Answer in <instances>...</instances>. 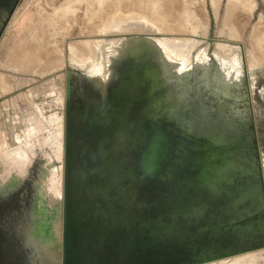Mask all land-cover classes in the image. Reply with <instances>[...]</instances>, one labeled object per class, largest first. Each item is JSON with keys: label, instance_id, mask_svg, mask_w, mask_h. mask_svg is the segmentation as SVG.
<instances>
[{"label": "water", "instance_id": "water-1", "mask_svg": "<svg viewBox=\"0 0 264 264\" xmlns=\"http://www.w3.org/2000/svg\"><path fill=\"white\" fill-rule=\"evenodd\" d=\"M9 1L0 3L5 7ZM129 47L128 55H135L117 64L121 76L116 83L102 89L85 73L77 75L73 109L69 77L76 73L64 69L62 190L56 205L60 233L50 250L52 258L39 247L42 238L35 236L36 247L29 250L28 263L199 264L264 246V216L260 228H241L252 221L254 200L245 198L234 206L231 198L244 189L245 172L229 177L219 167L238 143L225 142L201 125L192 128L186 117L181 122L159 117L156 93L164 92L162 104L157 101L164 106L167 92L173 89L164 88L163 83L177 78L179 68L169 74L163 69L170 64L158 68L160 55L151 42ZM202 66L194 68L198 74L212 73ZM187 69L178 78L191 75V67ZM235 78L227 80L228 88L244 84L242 77ZM77 107L78 111H72ZM167 108L173 114L172 104ZM258 184L264 214L259 176ZM12 186L3 184L0 194ZM235 208L242 213L236 214Z\"/></svg>", "mask_w": 264, "mask_h": 264}, {"label": "rangeland", "instance_id": "rangeland-1", "mask_svg": "<svg viewBox=\"0 0 264 264\" xmlns=\"http://www.w3.org/2000/svg\"><path fill=\"white\" fill-rule=\"evenodd\" d=\"M54 1L11 0L6 3L4 11L0 13V190L6 181L7 184L11 185L18 182L16 189H22L20 194L25 193L28 195L29 211L32 223L34 222L33 225L29 224V229L26 232L31 236L33 235L32 237H41L44 246L50 240H55L54 243H56L60 233V231H57L56 235L47 236L45 241L43 232L40 229L43 225H53L54 228L57 225L59 228L60 223L56 213L58 212L56 205L57 202L59 204L61 199L60 185H62L63 104L66 74L64 69L76 73V77L72 74L69 77V96L71 97L75 93L74 81L77 75L83 72L87 75L86 77L90 76L86 68L79 66L73 60L68 51V42L75 43L83 39H96L102 44L103 52L108 53L109 41L118 40L131 34H145L153 38L161 40L168 38L173 43L176 42L175 50L177 51L175 52H184L182 55L184 57H176L173 50V61L175 59H179V61L186 60L185 63L191 67L197 62L205 63L210 66L211 75L223 67L238 71L244 84L238 86L237 89L243 92V99L248 104L252 116L250 117L253 124L252 130L257 133V139L261 145V154H264V117H262L264 116V0H234V8L228 11L226 9L228 0H215L216 3L213 0H177V4L195 12V16L190 20L195 25L193 31L186 29V32L177 30L173 33L146 32L144 30L148 29L145 24L140 27L133 26L136 22H139L138 24L141 22L146 23L143 18H130L128 19L129 22L123 23L121 20L116 19V27L117 25H132L133 27H123L122 29L115 27L113 31L111 29L99 35L87 36L91 38L78 36V30L76 29L75 32L71 31L65 37L67 38L65 44L62 34L58 33L56 36V49L53 50L50 47L51 53L49 52V54L40 53L39 57L35 58H29V54L21 55V52L12 54L13 48H17L18 45L22 44L21 37L29 39L28 34L36 33L38 35V31L35 28L33 29L34 26L37 25L41 30L46 25V30L48 24L55 20L56 16L63 14L60 11L57 13L58 15H51L53 14L51 12L55 11L52 6L65 4V2L75 6L65 11L66 14L71 11L68 15L71 17L69 25L74 28L83 17L79 14L83 12L88 1L92 2L91 0H57L54 3ZM97 2L93 0L90 7L91 9L97 8L98 11L101 10L102 12L106 5ZM96 5L98 6L96 7ZM134 5L132 3L131 13L139 15V8L138 10L135 8L137 10L135 11ZM72 8L77 11L72 13ZM39 23H41V27ZM229 23H232V26ZM72 27L68 29L71 30ZM233 27L237 29L238 35L236 36L230 35ZM178 28L180 29V27ZM189 29L192 28L189 27ZM22 42V48L31 45L29 41ZM7 51L9 53L6 54ZM166 52L169 53L167 50ZM168 53L167 55L171 56V53ZM53 58H58V60L50 63ZM92 59V55H87V62H91ZM215 64H221V66L212 68L211 66ZM172 69L173 67H171ZM180 69L182 70V68ZM221 72L220 76H223V69ZM180 73L182 74V72ZM81 81L83 82V80ZM230 81H233V79ZM227 87L228 85L225 86V91H227ZM208 92L212 94V91L209 90ZM240 92L236 96L237 103H232L230 110L234 111L236 109L243 116H246L244 107H240L239 104L242 98ZM228 97L232 101L233 95ZM235 119H237L236 122L242 124V131L243 128L248 129V117ZM247 138L243 131L241 141H238V148ZM240 150L238 149L241 156L237 164L246 173L250 170L243 166V152ZM256 167L260 173V167L258 165ZM58 181L59 183H57ZM53 182L58 186L54 194L50 192V185ZM24 185L26 187L30 185L31 189H25ZM256 185L258 183L249 184V187H244L242 191L234 192L231 198L245 194L247 190L255 188ZM56 193H59V196ZM32 196L35 197L34 201L31 200ZM32 204L34 206H31ZM250 211L253 210L250 209ZM253 221L257 222L256 219ZM32 243H34L32 246L36 245L35 240ZM45 253L49 258L54 256L53 252H49V249H46ZM206 264H264V246Z\"/></svg>", "mask_w": 264, "mask_h": 264}, {"label": "bare ground", "instance_id": "bare-ground-1", "mask_svg": "<svg viewBox=\"0 0 264 264\" xmlns=\"http://www.w3.org/2000/svg\"><path fill=\"white\" fill-rule=\"evenodd\" d=\"M91 1L93 2V0ZM94 1L104 3L106 7L103 9L102 12L101 10L98 11L97 8L91 9L90 4L92 2L88 1L87 6L83 5L85 6L83 12L82 13L80 12L81 14H79V16L83 15V17H81V20L78 19L80 21L74 28L69 25L71 21L70 20L71 17H69L68 15L71 11L68 14H66L67 12L65 13V11H68V9L70 10L71 7H75V6H72V4L69 5V2H65V4L64 3L60 4L61 2L60 3L57 2L61 6L57 4H56L57 6H52L55 11L50 10V11H54V12H51L53 13L51 15H54V14L56 15L60 11H62L63 14H59V16H56V19L51 21V23L48 24L46 30H45L46 25L43 22L42 23L43 25H45V28L43 29L42 27L43 29V30L41 29L42 31L37 25L34 26L33 29L35 28L38 31L37 32L38 35L36 33H34L36 35L28 34V37L30 40L26 39L25 37L20 38V41L22 44H23L22 41L24 42L29 41L31 45L27 48H22L21 47L22 44L18 45L17 48H13V51H11V53L15 54V53L21 52V55L29 54V58L39 57L40 53L49 54L51 49L53 50L56 49L55 48V46L57 45L56 36L58 33L62 34V37L64 39V44H65L67 40V38L65 37L68 36V34L71 31L75 32L76 29L78 30V34H79L78 36H86V37L99 35L111 29L113 31L115 30V27L117 24L116 19L121 20V22L123 23V22H129L128 19L130 18H133V19L136 17L143 18L145 19L144 21H146V23L141 22L142 24L141 23L138 24L139 22H136L135 24H133V26L140 27V26H143V24H145V26L148 29V30H144L146 32L158 31L160 33L161 32L163 33L172 32L173 33L174 31H177V30L180 32H183V31L186 32L187 30L193 31V29L195 28V25L192 22H190L193 16H195V12L191 11V9H188L187 7H184V6L182 7L179 4H177V0H94ZM233 2L234 0L227 1V4H226L227 11L234 8L235 5L233 4ZM121 3L123 4L121 5ZM132 3L136 5V6L135 5L133 6L134 10L135 8L138 10L139 8L138 10V12L140 13L139 15H135L131 13ZM214 3H216V1ZM77 6L79 7V4ZM97 6L98 5H96V7ZM72 9H73L72 13H75V11H77L75 10V8H72ZM3 10H4L3 3H0V13H2ZM75 18L77 19V17ZM168 18L171 20H169ZM73 21H74V18H73ZM227 22H228V16H227ZM39 24L41 27V23ZM127 24H132V23H127ZM229 25L232 26V23H229ZM130 26L131 28L133 27L132 25H123V26L117 25L116 28L122 29L123 27L128 28ZM152 26H153V29H152ZM69 27H72V29L71 30L68 29ZM178 27H180V29ZM189 27H191L192 29H189ZM236 30L237 29L233 27V30L230 35L232 36L238 35ZM87 38H91V37H87ZM139 41H148V42L153 43L157 47L158 55H160L158 56L159 58H157V61H156V63H158V68L160 67L159 64H162L164 66H165L164 63L171 65L169 66V68L164 67L163 69L164 72L168 74L172 73V70H171L172 62L174 63L173 69L179 68L178 77H179V74H181L180 72L183 73V71L188 70L187 69L188 65L185 63L186 60L179 61V59L177 60L175 59V61H173V50L174 52L177 51L175 50L177 43L176 42L173 43V41H171L168 38H164L161 40V39L153 38V37H147V38H137L136 37V38H130V39H127L126 37H121L118 40L109 41L108 53L103 52L102 44L96 39H85V40L83 39L78 42L74 41L75 43L68 42L67 46H68V51L70 52L73 60H75L79 64V66L84 67L89 71L90 76L88 77V79L90 78L94 80V82L97 83V84L93 83L94 86L95 87L101 86L102 89H104L110 82L116 83L118 78H120L121 76L120 72L116 70V66L119 67V65L117 64L120 61L129 62L130 60H132L131 57L135 55V53L128 55L130 50H132L129 47V45L136 44ZM41 44L42 46L40 47ZM136 46L137 45H134L133 47H136ZM62 48L64 49L63 46ZM59 50L61 49L59 48ZM166 50L169 51V53H171L170 54L171 56L167 55L168 52H166ZM7 53L9 52L7 51L6 54ZM175 53L177 54V55L175 54L176 57H180L183 55L184 52L178 51ZM87 55L93 56V59L91 60V62L86 61ZM183 59H186V58H183ZM56 60H58V58H53L50 63ZM184 63L185 65H183ZM199 65H203L202 67L209 69V71L211 70L209 66L205 65V63L203 64L202 62H197L196 64H194L193 67L190 66L191 69H189V71H191V75L186 74L185 77L181 76V78H178L176 76L177 78H173V79L169 78L167 83H163L164 88H167V86H172L173 90H171V92H167V103L164 106L157 103V101L159 100L162 104V101L165 100V96L163 94L164 92L158 91V93H156L157 100L154 102V104L156 105L155 107L156 113L160 114L159 117L161 118L168 116L169 118L171 119L173 118L174 120V117H175L180 122L182 121V117H186L192 128L196 126L198 127V125H201V129H204L207 133L216 135L218 138L224 137L225 142L226 141L238 142L239 140L241 141L242 136L240 137L238 135V133L240 134V127L238 128V126L234 123L235 115L231 114L230 112L231 106H229L230 102L227 97L229 93H232L233 89L230 87L229 88L227 87V91H225L224 89L225 86L228 84L227 80L228 81H230L231 79L236 80L235 77H237V75L239 76V72L236 70H231L229 68L223 67L222 68L224 71L223 76H220V73H222L221 72L222 69L219 71L217 70L213 75H211L210 73L209 75L207 74L201 75L196 72V69ZM180 68H182V70ZM173 73L177 75L176 72H173ZM159 74H161L163 78L165 77L162 72H159ZM209 90L212 91L211 92L212 94L208 92ZM83 96L84 95H82V97ZM88 96H89V93H86L85 97H83L84 101H87L86 97ZM185 103L190 104V107L189 108L184 107ZM171 104L173 108V114L167 108V106L171 107ZM239 158H240L239 155L235 154V152L229 153L226 159L223 162H221V164L219 165L221 172L222 173L226 172V175L229 177H232L233 175H240L241 173H243V171L245 170L243 168H240L237 164V161ZM57 183H59V181ZM55 184L56 183L53 182L50 185V192L53 194L56 192V188L58 187L57 184L56 185ZM61 188H62V185H60V191H61ZM261 190L262 189L260 188L258 184L256 185L255 188H251L247 190L245 194L243 195L240 194V195L235 196L233 198L234 206L236 203L243 201L245 198L253 199L254 195H256V197H258V199L261 201V195H262ZM56 194L59 196V193H56ZM259 203L260 202H258V204ZM245 208H248V207H245ZM234 211H236V214L242 213V210L238 211L236 208ZM247 211H250V209ZM244 213L245 212H243V214ZM256 225H257V222L252 220L250 221V224L248 225L246 224L242 226L241 228L243 229H247L251 227L256 228L255 227ZM57 228H58L57 225L55 226V228L53 225L49 226V230H47V227H46L45 232L47 233V236L49 237V236L56 235V232L60 231V225H59V228L58 229ZM27 236H28V240L34 239V237H32L33 235L31 236L30 234L27 233ZM54 242L55 240H50L46 243L45 246H44V243H42L40 247H43L44 249L46 247V249H49V252L51 253L50 250H52L51 247L55 244ZM29 244L32 245L34 243H32L31 241ZM33 246H36V245H33ZM246 251H249V250H246ZM246 251H243L240 253H244ZM240 253H237V254H240ZM237 254H233L230 256H234ZM226 257H229V256H226ZM221 258H225V257H221ZM221 258L209 260V261L202 262L199 264L211 263Z\"/></svg>", "mask_w": 264, "mask_h": 264}, {"label": "flooded vegetation", "instance_id": "flooded-vegetation-1", "mask_svg": "<svg viewBox=\"0 0 264 264\" xmlns=\"http://www.w3.org/2000/svg\"><path fill=\"white\" fill-rule=\"evenodd\" d=\"M230 94L233 95L232 101L229 99L230 97H228ZM237 94H239L237 88H234L232 93L228 94L227 97L230 102L229 106L232 107V103H237V98H236ZM75 95L76 93H74L72 97L69 96L70 109H73L74 101L77 100ZM65 101L66 98L64 99L63 105H65ZM239 104L240 107L241 106L244 107V113L246 116H243L241 112L237 111L236 109L230 112L231 114L235 115V118L248 117V123H247L248 129L246 130L245 128H243L244 135L246 134L248 138L245 142L241 143L242 145H240V148H238L239 144L237 145L233 144L231 147L232 150L228 149L230 150L228 152L229 153L235 152V154L239 155L240 157L241 153H239L238 149H241L240 151L243 152L242 153L243 155L242 160L244 164L243 166L246 169L248 168L250 170L246 172L242 177L243 180L241 182L243 186L249 187V184L254 185L258 183V176L260 175L263 186V194H264V154H261V150H260L261 145L257 139V133H255L252 130L253 124L250 118L252 116L250 114L248 104L245 102L244 99H242L239 102ZM78 109L79 108L77 107L74 108V110L72 111H78ZM69 114L72 115L71 112ZM236 121L237 119L234 120V123L238 126V128L240 127V134L238 133V135L241 137L243 135V131L241 127L242 124ZM256 165L260 167V173L259 171H257ZM236 180L240 181L239 178H237ZM6 182L4 184H6ZM17 184L16 182L13 183V186L10 188V190H8L9 192H7L6 194H0V264H29L28 263L30 261L29 250L33 248V246L29 244L31 241L28 240V236L26 232V230L29 228V224L31 225L32 223L31 214L29 211L30 206H28V195L25 193L20 194L22 189H16ZM24 188L30 190L31 186L29 185L28 187H26L24 185ZM34 198L35 197L32 196L31 200L34 201ZM253 200H254L253 208L255 212L252 216H249V218L251 217V220L256 219L257 220L256 228H260V226L263 225V216H264L263 212L261 211L262 203L258 199V197H256V195L253 196ZM257 202L260 203L258 204ZM31 206H34V204H32ZM46 227L47 230H49L48 225L41 226L42 229L41 231L43 232L45 241L47 240V233L45 232ZM256 237L257 235L253 237V240ZM260 239L261 236L259 237V240Z\"/></svg>", "mask_w": 264, "mask_h": 264}]
</instances>
